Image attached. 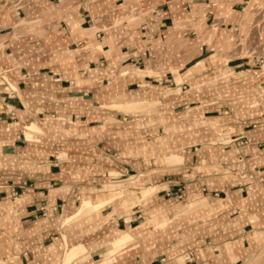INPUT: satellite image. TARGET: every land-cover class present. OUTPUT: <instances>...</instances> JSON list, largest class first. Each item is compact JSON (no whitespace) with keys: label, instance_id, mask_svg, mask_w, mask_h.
Returning <instances> with one entry per match:
<instances>
[{"label":"crops","instance_id":"0c3cea01","mask_svg":"<svg viewBox=\"0 0 264 264\" xmlns=\"http://www.w3.org/2000/svg\"><path fill=\"white\" fill-rule=\"evenodd\" d=\"M0 44V264H241L264 240V0H0Z\"/></svg>","mask_w":264,"mask_h":264},{"label":"bare ground","instance_id":"6f19581e","mask_svg":"<svg viewBox=\"0 0 264 264\" xmlns=\"http://www.w3.org/2000/svg\"><path fill=\"white\" fill-rule=\"evenodd\" d=\"M27 129L36 131V130H39V127L35 123L32 122L31 124L27 125ZM170 154H172V153H170ZM121 195H122V193H121ZM147 195H148V192L143 191L141 199H145ZM117 196H119V195H117ZM102 205H103V202L102 203L92 202L89 199H85V200L82 201L80 207L77 209V211L74 214L65 217L63 223L67 224L70 220H72L76 215L82 213L85 209L99 210V208ZM104 206H105V204H104ZM132 239L133 238H132V236L129 233H124L120 237L118 236V238H116L111 243L112 244L111 248L106 250L105 257H108L109 255L113 254L114 252L119 250L122 246H124V245L128 244L129 242H131ZM83 246L82 245H74L73 247L69 248L66 251V255L64 257L63 264H69L74 258H76L78 255L83 253L84 252V247ZM248 263H249V261H248ZM248 263H246V264H248ZM262 264H264V258L262 260Z\"/></svg>","mask_w":264,"mask_h":264},{"label":"rangeland","instance_id":"374dc122","mask_svg":"<svg viewBox=\"0 0 264 264\" xmlns=\"http://www.w3.org/2000/svg\"><path fill=\"white\" fill-rule=\"evenodd\" d=\"M36 23H38V22H36ZM36 23H33V25L34 24H36ZM16 27H14L13 28V33H14V36H15V29ZM1 45V44H0ZM1 47V46H0ZM170 154V153H169ZM169 154H167V155H169ZM166 155V156H167ZM71 247H73V246H70V247H67L66 246V250H65V255H66V251L69 249V248H71ZM259 251V252H258ZM251 255V256H250ZM65 257V256H64ZM263 258H264V240L257 246V248L253 251V252H251L250 254H249V257L245 260V261H242L241 262V264H246V263H248V261H249V263L248 264H262V260H263ZM64 260V259H63ZM244 260V259H243ZM62 264H63V262H62Z\"/></svg>","mask_w":264,"mask_h":264}]
</instances>
